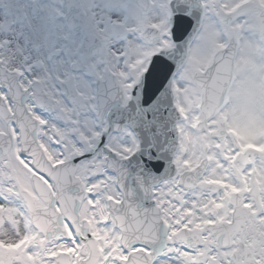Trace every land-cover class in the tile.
<instances>
[{
	"label": "snow or ice",
	"instance_id": "6c2138e0",
	"mask_svg": "<svg viewBox=\"0 0 264 264\" xmlns=\"http://www.w3.org/2000/svg\"><path fill=\"white\" fill-rule=\"evenodd\" d=\"M0 264H264V0H0Z\"/></svg>",
	"mask_w": 264,
	"mask_h": 264
}]
</instances>
